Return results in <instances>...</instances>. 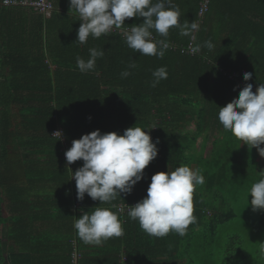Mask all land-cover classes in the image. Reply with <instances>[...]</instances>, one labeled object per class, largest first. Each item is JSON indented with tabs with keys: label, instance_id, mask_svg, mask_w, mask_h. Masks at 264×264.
Instances as JSON below:
<instances>
[{
	"label": "trees",
	"instance_id": "16d2710c",
	"mask_svg": "<svg viewBox=\"0 0 264 264\" xmlns=\"http://www.w3.org/2000/svg\"><path fill=\"white\" fill-rule=\"evenodd\" d=\"M44 17L31 7L0 6V264H264V210H253L251 186L264 173L257 148L223 128L219 107L246 84L264 83V0H172L180 21L198 24L195 40L170 28L163 58L141 55L116 31L87 43L77 39L80 18L69 0H51ZM155 2V0H153ZM143 22L125 19L123 28ZM122 29V28H121ZM210 41L214 48L204 46ZM200 45L189 53L188 47ZM104 50L94 70L82 73L77 57ZM135 62L136 67L129 65ZM167 78L153 87V71ZM131 74L121 77V72ZM252 78L243 80V73ZM235 86V90H234ZM144 129L158 153L131 193L112 201L124 235L100 245L85 244L74 228L82 211L99 201L77 199L65 151L73 139L99 129ZM60 136H59V133ZM187 165L205 178L193 193L196 222L184 236L153 237L128 209L146 196L151 176Z\"/></svg>",
	"mask_w": 264,
	"mask_h": 264
},
{
	"label": "clouds",
	"instance_id": "9594fccd",
	"mask_svg": "<svg viewBox=\"0 0 264 264\" xmlns=\"http://www.w3.org/2000/svg\"><path fill=\"white\" fill-rule=\"evenodd\" d=\"M69 9L80 18L76 40L81 44L87 43L89 36L98 39L114 28H123L126 18L143 17L142 23L124 31L125 43L134 52L158 58L164 57L169 43L166 39H154L153 30L167 38L169 29L177 28L181 36L195 40L194 32L199 28L195 22L180 21L181 11L172 0H69ZM204 46L209 50L214 48L210 41H205ZM200 47L197 44L191 51L199 52ZM88 51L87 60L77 57V68L82 73L94 70L97 59L104 55L103 49L93 47ZM129 67H136L135 62ZM130 74L125 70L121 77ZM152 75L151 84L155 87L167 78L166 66L157 68ZM242 75L243 80L248 81L253 74L245 72ZM252 88L251 83H246L237 97L219 107L218 120L224 129L248 146L256 147L264 156V147H261L264 144V83H259L255 92ZM152 128L133 125L122 134L116 131L101 133L96 129L73 139L71 147L65 151L67 164L83 161L82 166L72 172L77 199L83 200L87 194L100 205H107L97 206L91 213L82 211L75 220L74 228L85 244L100 245L112 237L124 235L120 219L122 209L113 211L117 206L112 201L120 197V193H131L133 186L142 179L146 166L156 158L159 140L153 141L150 133L144 130ZM204 183L201 171L187 165L156 172L151 176L146 196L129 207L128 217L138 221L150 236L160 238L169 232L184 236L188 226L197 219L193 215V193L196 186ZM249 194L252 209L264 210V177L251 186ZM261 253L264 254V245Z\"/></svg>",
	"mask_w": 264,
	"mask_h": 264
},
{
	"label": "built area",
	"instance_id": "2783aa9c",
	"mask_svg": "<svg viewBox=\"0 0 264 264\" xmlns=\"http://www.w3.org/2000/svg\"><path fill=\"white\" fill-rule=\"evenodd\" d=\"M210 0H201L200 9L198 10V16H203V14L207 11L208 4ZM1 6H24L31 7L37 12L41 13L44 17H49L54 9V6L51 0H0ZM130 28H122V29H113L112 31H116L124 36V31L129 30ZM192 47L189 45L188 52L192 53ZM122 204L119 205L118 210L123 209ZM78 252L76 248L73 249L72 252V260L71 264H78Z\"/></svg>",
	"mask_w": 264,
	"mask_h": 264
},
{
	"label": "rangeland",
	"instance_id": "374dc122",
	"mask_svg": "<svg viewBox=\"0 0 264 264\" xmlns=\"http://www.w3.org/2000/svg\"><path fill=\"white\" fill-rule=\"evenodd\" d=\"M261 147H264V144H262ZM257 159L259 162V169L264 173V156H261L258 150H257Z\"/></svg>",
	"mask_w": 264,
	"mask_h": 264
},
{
	"label": "crops",
	"instance_id": "0c3cea01",
	"mask_svg": "<svg viewBox=\"0 0 264 264\" xmlns=\"http://www.w3.org/2000/svg\"><path fill=\"white\" fill-rule=\"evenodd\" d=\"M13 264H26V262L23 261V262L21 263V261H20V260H17V258L15 257V258H14V261H13Z\"/></svg>",
	"mask_w": 264,
	"mask_h": 264
},
{
	"label": "water",
	"instance_id": "95a60500",
	"mask_svg": "<svg viewBox=\"0 0 264 264\" xmlns=\"http://www.w3.org/2000/svg\"><path fill=\"white\" fill-rule=\"evenodd\" d=\"M0 6H1V3H0Z\"/></svg>",
	"mask_w": 264,
	"mask_h": 264
}]
</instances>
